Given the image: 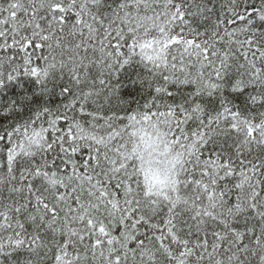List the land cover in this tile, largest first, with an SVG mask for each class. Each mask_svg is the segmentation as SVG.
Returning <instances> with one entry per match:
<instances>
[{"label": "snow or ice", "instance_id": "snow-or-ice-1", "mask_svg": "<svg viewBox=\"0 0 264 264\" xmlns=\"http://www.w3.org/2000/svg\"><path fill=\"white\" fill-rule=\"evenodd\" d=\"M0 264H264V0H0Z\"/></svg>", "mask_w": 264, "mask_h": 264}]
</instances>
